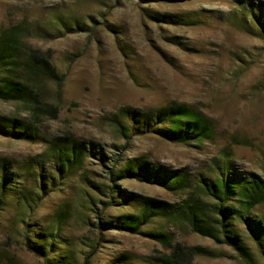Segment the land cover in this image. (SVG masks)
<instances>
[{
  "label": "rangeland",
  "instance_id": "rangeland-1",
  "mask_svg": "<svg viewBox=\"0 0 264 264\" xmlns=\"http://www.w3.org/2000/svg\"><path fill=\"white\" fill-rule=\"evenodd\" d=\"M261 21L264 0H0V31L20 22L30 25L36 36L28 42L48 52L50 62L64 76L60 86H44L42 101L48 106L36 112L43 137L71 135L97 144L109 158L145 156L171 168H186L195 182L200 175L217 178L225 173V160L232 173L263 171ZM170 101L186 103L211 118L214 138L183 145L151 132L128 137L119 132L125 123L121 110L142 114ZM49 107H56L55 117ZM5 116L28 119L30 114L16 103L0 101V118ZM46 148L42 141L0 135V160L11 163L19 181L28 172L26 161ZM52 165L45 160L44 172L54 174ZM108 165L98 158L87 159L79 173L62 181L59 190L47 191L40 204L25 214L10 199L0 211V264H6L7 258L43 264L24 246L20 215L31 228H44L52 222L58 205L74 199L79 189L108 201ZM117 183L119 196L143 195L172 202L183 197L133 179ZM128 209L116 206L106 213L117 215ZM87 217L85 223L72 219L63 233L82 236L88 244L95 230L94 215ZM151 227L161 228L157 224L146 229ZM175 238L222 253L214 258L196 257L195 264H243L231 249L209 238L191 232H175ZM246 242L255 250L248 237ZM161 251L159 244L143 234L109 231L93 263L126 253L133 263L141 264Z\"/></svg>",
  "mask_w": 264,
  "mask_h": 264
},
{
  "label": "trees",
  "instance_id": "trees-1",
  "mask_svg": "<svg viewBox=\"0 0 264 264\" xmlns=\"http://www.w3.org/2000/svg\"><path fill=\"white\" fill-rule=\"evenodd\" d=\"M260 28L264 33V21L260 22ZM34 36L32 27L23 22L0 31V101L16 103L30 114L28 119L1 117L0 135L47 144L42 154L26 161L28 172L22 181L10 162L0 160V211L10 199L22 214L32 210L47 196V191L59 190L62 181L79 173L84 162L91 158L109 162L105 171L108 180L105 192L109 193V199L101 200L86 189H79L74 199L70 197L58 205L52 222L44 228H31L29 221L20 215L19 222L25 228L23 243L28 251L41 258L43 264H139L133 263L126 253L105 263H93L105 233L116 230L143 234L162 247L163 251L141 264H195L196 257L222 255L220 251L188 245L175 238V232H191L228 247L243 264H264V168L261 174L232 173L225 160V173L217 178L200 175L195 182L186 168H171L145 156L109 158L97 144L79 141L71 135L43 137L36 112L48 106L42 101L44 86L47 83L60 86L64 76L52 65L48 52L30 45L28 39ZM49 108L55 117L56 107ZM120 112L125 119L120 124L122 136L151 132L183 145L211 141L215 136L211 118L186 103L170 101L142 114L130 109ZM45 160L53 163L54 174L44 172ZM124 179L156 185L183 197L172 202L143 195L119 196L117 182ZM116 206L130 209L117 215L106 213ZM88 213L94 215L91 225L95 236L91 242L86 244L82 236L72 238L63 233L72 219L88 222ZM157 224L161 228L146 229ZM247 237L255 250L246 242ZM78 244L86 249L79 250ZM5 262L21 264L8 258Z\"/></svg>",
  "mask_w": 264,
  "mask_h": 264
}]
</instances>
